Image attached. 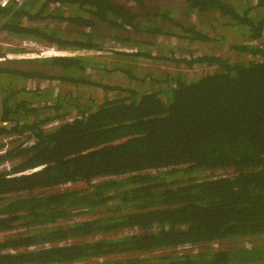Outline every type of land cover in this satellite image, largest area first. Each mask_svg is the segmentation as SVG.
<instances>
[{
    "label": "trees",
    "instance_id": "trees-1",
    "mask_svg": "<svg viewBox=\"0 0 264 264\" xmlns=\"http://www.w3.org/2000/svg\"><path fill=\"white\" fill-rule=\"evenodd\" d=\"M183 1L187 13H210L226 33L234 29L226 26L243 29L249 42L230 40L228 50L248 53L250 60L210 52L170 55L173 65L211 66L212 72L190 80L173 73L147 76L143 90L87 80L81 72L101 69L92 56L31 58L30 70L0 63V166L9 161L0 170V232L21 229L0 237V264H264V0ZM127 2L11 1L0 7V34L59 50L101 49L98 35L132 45L138 41L132 36L141 33L226 43L225 35L183 25L169 9H155L147 0ZM55 4L77 13L53 12ZM164 23L177 30L164 29ZM112 47L106 48L113 56L129 55ZM2 75L100 86L112 94L85 106L80 94L36 104L37 88H15ZM77 105L79 115H68ZM55 119L63 121L47 128ZM6 134L24 140L6 147ZM217 168L231 173L195 175ZM78 180L86 187L32 192ZM238 238L259 241L213 246ZM177 246L188 250L182 256L163 252ZM123 253L132 255L111 258Z\"/></svg>",
    "mask_w": 264,
    "mask_h": 264
},
{
    "label": "rangeland",
    "instance_id": "rangeland-1",
    "mask_svg": "<svg viewBox=\"0 0 264 264\" xmlns=\"http://www.w3.org/2000/svg\"><path fill=\"white\" fill-rule=\"evenodd\" d=\"M246 1V0H242ZM262 0H250L251 4L260 3ZM121 3L129 5L127 0H121ZM147 4L151 7L164 8L169 9L171 16L181 22L183 25L187 27H195L199 30H202L210 35H225V45L215 44V42H202L199 40L194 39H185L180 36H176L174 34H165V33H158V34H144L141 33L139 35H133L132 38L137 39V42L132 43V45L127 44V46L121 45L118 40H114L110 38V40L105 41V39L101 36H95L94 41L96 43H100L103 47L101 49H89V50H57L60 54H67V55H80V56H92L96 60L100 61L101 69L95 70H87L81 72V75L85 76L87 80H92L94 82H101L109 85H120V86H128V87H135L139 90L147 89L149 84L147 83L149 79L144 81V78L147 76L150 78L166 77L167 73L178 74L181 78H186L190 80L195 77L202 76L204 74H209L212 72L211 66H202V65H191L184 67L181 64L173 65L167 57L172 55L174 58L178 57H189V56H196L200 55L205 52L210 53H219L226 57H228L231 61L234 62H243L244 60H250V55L248 53H238L232 50H228V42L231 41H247L243 35V29L238 27H231L226 26L227 29H230L226 32L221 30L220 26H217V21L215 16L211 15L210 13L200 15L196 17L195 13H187L184 7L183 0H147ZM64 8H66L64 6ZM157 8V9H158ZM53 12H62V13H77L76 8H69L63 9L62 6L56 5L52 8ZM55 27H64L65 24L63 23H56L54 24ZM164 29L170 28L172 31H176L177 29L172 27L170 23H164ZM96 30L105 32L102 27L97 28ZM131 29H123L122 34L124 35H131ZM21 40H17L14 38H10L9 36L0 34V51L2 56L11 58L9 61L1 60V65L8 66L9 64L16 68L27 69L30 70L33 68L34 64L30 61L31 58L36 57H47L49 55L40 54V51L37 47L33 45H27L24 48L19 45ZM249 42V41H247ZM250 43H255L251 41ZM112 44V46H111ZM126 44V43H125ZM106 47H112L115 49H122L125 50L129 55L127 56H113L110 53V50ZM145 51L155 56H165L162 59L155 58H148L145 56L136 55L137 52ZM44 54H50L46 52ZM125 57V58H124ZM11 62V63H10ZM171 63V64H170ZM33 65V66H32ZM94 64L93 66H95ZM114 66H116L114 68ZM117 67H121V70H116ZM35 68H40L35 65ZM97 68V67H94ZM114 68V69H113ZM44 70L43 68H40ZM92 69V68H91ZM128 69L130 74L135 78H129L127 72L124 71ZM46 70L51 73L55 74L58 73L59 70L56 68H46ZM62 72V71H61ZM7 76L2 75L1 78L4 82H11L15 85V88H19L21 86L25 88H39L37 92H40V102L36 104L52 103L55 97H62L70 98L76 96V94H80L78 99L79 102L83 103V105H87L89 103L100 102L105 96H110L112 94L111 89H104L100 86H86V85H77V84H65L64 82H57L53 80H47L44 78H19L14 75ZM99 85V83H97ZM2 86V85H1ZM3 87V86H2ZM61 98V99H62ZM80 107L77 105L72 107V111L68 112V115H72V117L79 115ZM56 120V119H55ZM48 121V122H54ZM60 121V120H58ZM49 124V123H47ZM53 124L47 126V128L52 127ZM10 134H6L3 138L6 144L13 145L16 142H21L24 140L23 136L17 138H10L8 137ZM5 147V148H6ZM2 149L0 150V152ZM184 165L175 166L174 168L184 167ZM9 167V161L5 162L0 166V170H4ZM154 171V170H150ZM231 173V168H217L211 171H206L203 173H197L195 175L206 176V175H221L226 176ZM121 175L117 176H108V177H95L92 178V182H97L107 178H119ZM87 183L84 180H78L73 182H66L56 184L52 187H36L32 190V192H48L54 191L56 189L69 187V188H76L81 189L86 187ZM89 215L79 216L77 219L80 218H87ZM21 229H13L10 231L0 232V237H6L12 234L17 233ZM247 239L238 238L235 240H224V241H215L213 246L216 248H224L230 246H251L253 243H257L258 239ZM188 249H186L187 252ZM154 251L148 252L153 253ZM164 252V251H163ZM167 253V252H164ZM132 255V254H131ZM128 253H123L120 255L112 256V259H117L120 261H124L125 258L131 256Z\"/></svg>",
    "mask_w": 264,
    "mask_h": 264
},
{
    "label": "built area",
    "instance_id": "built-area-1",
    "mask_svg": "<svg viewBox=\"0 0 264 264\" xmlns=\"http://www.w3.org/2000/svg\"><path fill=\"white\" fill-rule=\"evenodd\" d=\"M11 1L15 2L16 5L21 4L23 2V0H0V7L4 8ZM19 45L22 47H25L27 45H33V46L37 47L42 54H44L46 52L55 53V51L51 48H48V46L35 44V43L31 42L30 40H22L19 43ZM69 119H71V117H68L65 120L68 121ZM61 121H63V120H60V121L55 120L54 122H50L48 125H50V124L54 125V124L61 122ZM187 248H188V246H177V247H173V248H167L163 251L167 252V254H176L178 256H182L186 252Z\"/></svg>",
    "mask_w": 264,
    "mask_h": 264
},
{
    "label": "clouds",
    "instance_id": "clouds-1",
    "mask_svg": "<svg viewBox=\"0 0 264 264\" xmlns=\"http://www.w3.org/2000/svg\"><path fill=\"white\" fill-rule=\"evenodd\" d=\"M23 2H24V0H23ZM22 2V3H23ZM56 5H59V4H55L54 6H56ZM62 8L64 9V6H62ZM52 10V9H51ZM56 24V23H55ZM22 40H28V39H22ZM21 40V41H22ZM31 41V40H30ZM31 42H33V43H35V44H39V43H36V42H34V41H31ZM40 45H43V44H40ZM44 46H48V45H44ZM21 48H24V47H21ZM48 48H51V49H53L54 51H55V53H50V54H43V55H54V54H60V53H58L57 52V50L53 47V46H48ZM40 54H42L40 51H38ZM76 55V54H75ZM3 58H5L4 56H2V55H0V61L1 60H4ZM38 90H39V88H37ZM47 126H48V124H47ZM182 165H184V164H182Z\"/></svg>",
    "mask_w": 264,
    "mask_h": 264
},
{
    "label": "water",
    "instance_id": "water-1",
    "mask_svg": "<svg viewBox=\"0 0 264 264\" xmlns=\"http://www.w3.org/2000/svg\"><path fill=\"white\" fill-rule=\"evenodd\" d=\"M38 168V167H37Z\"/></svg>",
    "mask_w": 264,
    "mask_h": 264
}]
</instances>
